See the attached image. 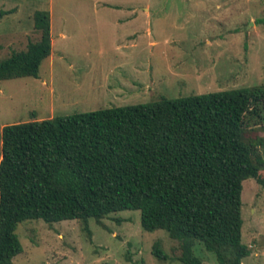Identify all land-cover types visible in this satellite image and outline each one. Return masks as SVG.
I'll use <instances>...</instances> for the list:
<instances>
[{"label":"rangeland","instance_id":"374dc122","mask_svg":"<svg viewBox=\"0 0 264 264\" xmlns=\"http://www.w3.org/2000/svg\"><path fill=\"white\" fill-rule=\"evenodd\" d=\"M0 11V61L38 41L35 12L49 13L52 43L36 78L0 81V155L7 125L264 85V0H0ZM245 138L264 141V125ZM257 153L264 178V144ZM241 202V264H264V187L243 181ZM15 232L12 264H181L179 243L142 230L138 211ZM192 250L219 264L203 244Z\"/></svg>","mask_w":264,"mask_h":264},{"label":"trees","instance_id":"16d2710c","mask_svg":"<svg viewBox=\"0 0 264 264\" xmlns=\"http://www.w3.org/2000/svg\"><path fill=\"white\" fill-rule=\"evenodd\" d=\"M32 19L38 41L0 61V81L36 78L50 55L49 13ZM254 121L264 125V85L4 126L0 264L22 252L21 222L86 228L121 211H138L142 230L178 242L181 264H201L195 242L219 264H241L250 254L241 242L242 183L264 187V141L245 138ZM153 255L165 258L156 247Z\"/></svg>","mask_w":264,"mask_h":264},{"label":"crops","instance_id":"0c3cea01","mask_svg":"<svg viewBox=\"0 0 264 264\" xmlns=\"http://www.w3.org/2000/svg\"><path fill=\"white\" fill-rule=\"evenodd\" d=\"M52 44V43H51Z\"/></svg>","mask_w":264,"mask_h":264}]
</instances>
